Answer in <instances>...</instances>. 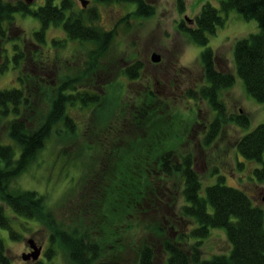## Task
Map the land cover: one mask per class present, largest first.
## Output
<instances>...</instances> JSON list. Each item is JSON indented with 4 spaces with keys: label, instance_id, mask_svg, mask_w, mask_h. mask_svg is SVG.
Masks as SVG:
<instances>
[{
    "label": "trees",
    "instance_id": "obj_1",
    "mask_svg": "<svg viewBox=\"0 0 264 264\" xmlns=\"http://www.w3.org/2000/svg\"><path fill=\"white\" fill-rule=\"evenodd\" d=\"M97 1L134 2L131 14L137 16L146 17L154 12L153 3L147 0ZM182 8L180 0L179 9ZM230 9H236L244 18L257 20L256 31L235 40L233 62L235 74L247 92L264 103V0H219L218 5L206 0L194 16L193 25L181 24V28L195 43L205 45L209 35L226 21ZM80 10L83 9L78 11L73 0L59 3L43 0L36 7L26 0H0V39L6 41L0 47V75L10 66L21 67L26 57L27 38L35 47L30 50L31 56L38 59L35 68L16 73L19 85L0 88V123L6 122L7 133L5 138H0V227L8 229L14 239L21 235L13 225L15 219L36 221L48 229V243L43 249L45 260L40 258L31 264H55L52 259L59 251L69 258L70 264H111L104 255L122 248L117 235L119 227L105 228L94 221L95 216L100 215L104 224L114 223L129 213L133 216L148 195L149 172L160 179L176 176L179 179L176 190L183 199L168 214L163 213L169 221L168 235L161 242L160 264H264V206L244 188L226 183L225 174L217 164L211 167V180L204 181L196 168L193 150L177 152L174 148H163L164 139L157 136L164 125L160 117L171 116L173 129L183 119L167 102L155 98L152 89L146 88L153 102L150 107L141 105L145 101L140 99L141 104L138 101L130 105L120 103L117 100L121 94H116L115 108H110L107 97L115 83L103 86L93 80V74L105 72L113 63L115 53L110 40L114 31L93 27L92 16L87 19ZM16 12L32 14L39 20V28L33 29L27 38L8 34ZM51 24L61 25L69 37H50L53 45L46 46V31ZM69 39L82 45L89 41L91 45L82 51L74 50L65 59L60 58L59 50ZM200 55L205 82L189 94L205 99L215 112L203 133L207 145L224 121L231 119L247 128L251 118L241 110L227 115L221 91L234 83L235 75L216 68L211 46H206ZM142 67L143 61L134 59L119 74L138 78ZM37 91L39 100L32 98ZM72 108L77 114L79 110L92 111L89 122L77 119L80 116L74 115ZM136 129L140 131L135 132ZM88 132L91 134L87 136ZM50 139L58 142V155L77 168L76 183H72L75 187L81 184L83 196L89 197L85 206L81 204L75 210L69 207L68 213L73 214L72 218L68 215L71 226L61 227L57 223L53 208L36 189L11 187V178L24 170ZM93 144L99 145L100 153H92L86 159L84 154ZM234 148L245 160L255 162L250 177L264 181V121L244 129ZM244 159L237 160L239 167L245 163ZM112 160L116 161L114 168L109 166ZM75 187L68 188L64 196L74 194L72 197L81 198L73 191ZM68 197L69 200L71 197ZM217 226L224 227L230 248L205 257L200 241L211 227ZM113 237L116 239L110 244ZM155 254V244L143 242L134 264H154ZM0 263L11 264L1 234Z\"/></svg>",
    "mask_w": 264,
    "mask_h": 264
},
{
    "label": "rangeland",
    "instance_id": "obj_2",
    "mask_svg": "<svg viewBox=\"0 0 264 264\" xmlns=\"http://www.w3.org/2000/svg\"><path fill=\"white\" fill-rule=\"evenodd\" d=\"M59 1L55 0L56 3H59ZM147 1L153 3L154 12L152 15L144 17L131 14V10L135 8L134 2L114 1L107 3L87 0L86 5L83 6L80 0H73V5L78 11L81 8L83 9L80 11L83 12L85 18L91 19L89 16H92L93 27L100 30L114 31V35L110 40L112 51L115 53H113V63L111 66L109 65L105 72L97 71L94 73L93 80L95 82L97 80L103 86L115 83L113 90L116 93L112 90V93H109V97H107V104L109 103L110 108H115L117 101L130 105L132 102L136 103L138 101L140 103V100L145 101L144 104L140 103L141 105L150 107L153 102L146 92V88L152 89L155 98L163 99L171 106L173 111L180 113L183 119L173 129L171 116L160 117L162 124L164 123L165 126L162 125L163 129L159 131L157 136L164 139L163 148H174L177 152L193 150L196 155V168L204 181L211 180L209 175L211 167L217 164L220 171L225 174L226 183L244 188L252 195L254 200L264 206V181L250 177L255 162L245 160L234 148L236 140L244 132V129L249 130L257 123L264 121V103L257 101L247 92L243 81L235 74L233 62V44L235 40L256 31L258 29L257 20L255 18H244L236 9H230L226 21L209 35L208 42L205 45H200L188 37L182 30L181 24L183 26L193 25L194 16L206 0H182V10L179 9L180 0ZM211 1L215 5L219 3V0ZM42 2L43 0H32L30 3L33 7H36ZM125 16L128 18H124ZM115 22L118 24L116 25ZM12 24L16 25L17 28L15 29L12 27L13 25H9L12 30L8 34L11 33L13 36L26 38L30 36L33 29L39 28L40 25L37 17L21 12L14 13ZM46 37L48 38L46 46H51L53 43L50 41L52 39L49 40L50 37L67 36L61 27L51 24L47 28ZM28 41V38L25 39L28 47L24 43L27 49L21 67L20 65L18 67L10 66L0 75V88L19 85V80L15 78L16 73L38 66V59L32 57L33 53L30 51L34 50L35 47L33 43ZM5 44L6 41L0 39V47ZM64 44L59 50L62 54L60 58L63 59L70 56L74 50L81 49L82 51L91 45L89 41L82 45L73 39L65 41ZM76 46L79 48H75ZM206 46L213 48L216 68L233 72L235 75L234 83L221 91L225 112L230 115L241 110L247 112L251 118L250 126L247 128L234 123L231 119L224 121L214 140L207 145L204 143L203 133L215 112L208 106L205 99L189 94L190 91L197 89L205 82L200 54ZM50 48L53 51L54 48ZM154 48L157 50L153 52L160 55L159 61L151 59L153 53L151 50ZM44 49L47 51L46 47ZM134 59L143 61L142 74L140 73L138 78H129L124 73L120 75L121 68ZM160 71L165 72L162 75V80L156 86L157 89H155L153 75L160 73ZM93 87L97 89V86L94 85ZM37 93L38 91L32 98L39 100L40 97ZM116 94H121V99L117 100ZM135 98L138 99L134 100ZM35 107L39 108V104H36ZM71 110L74 115L77 114L76 109L72 108ZM118 112L119 110L116 111V115ZM92 114V111L79 110L77 115L80 117L77 119L81 120L82 123H88ZM167 123H169V126H167ZM4 124L0 123V138L2 136L5 138L7 134ZM137 131L140 130L136 129L135 132ZM88 134L91 133L88 132L87 136ZM100 150L99 145L93 144L92 147L86 150L85 154L84 152L81 154L89 159L92 153L97 155ZM57 152L60 154L58 142L55 139L47 140L36 153L35 159L18 175L11 178V187L36 189L45 196L46 203L53 208L57 223L61 227L66 226V224L71 226V220L68 218V215L71 216V213H68L70 212L69 207L75 210L81 204L85 206L89 197L83 196L84 192L80 188L81 184L80 186L77 184L75 187L72 183L75 180L77 168L73 167L71 161L66 159V162ZM84 156L82 160H85ZM241 159H244L245 163L239 167L237 160ZM111 162L113 163L109 166L116 167V161L112 160ZM150 168L152 169V166ZM148 176L150 180V187L148 186L146 191L148 195L145 197L143 204L138 205L139 209L134 211L135 217L131 213L128 215L126 213V217L117 218L114 223L104 224L100 215L95 216L94 221L97 224L101 223L105 228L110 226L113 228L119 227L117 235L122 248L117 251L115 249L107 251L108 255H104V259L111 264H134L138 247L143 242L155 244L154 264H160L162 260L161 242L168 235L167 226L169 221L168 215H163V213L168 214L172 207L177 206V203H181L183 199L176 190V186L179 187V179L176 176L169 179H160L149 174V172ZM70 187H75L73 191L81 198H75L72 197L74 194H68L71 197L68 200V195L64 196V193ZM97 208L100 212V207ZM161 217H164V222H162ZM13 225L21 232V235L15 239L11 237L8 229L0 227V234L5 243V253L9 256L10 263L31 264L40 258L45 260L43 253L38 258L31 260L23 259L21 254L31 249L29 238L44 247L48 243V229L41 223L32 220L26 222L22 219H15ZM159 225L162 226V229L158 228ZM115 239L116 237H113L109 243H113ZM200 248L205 257H209L216 252L228 251L230 244L226 238L224 227H211L207 235L200 241ZM52 261L55 264H70L69 258L65 257L62 251H59Z\"/></svg>",
    "mask_w": 264,
    "mask_h": 264
},
{
    "label": "water",
    "instance_id": "obj_3",
    "mask_svg": "<svg viewBox=\"0 0 264 264\" xmlns=\"http://www.w3.org/2000/svg\"><path fill=\"white\" fill-rule=\"evenodd\" d=\"M28 3H30L32 0H26ZM82 5H86L87 0H80ZM160 55H158L157 53L153 52L151 59L154 61H157L159 59ZM29 241V246L31 247V250L26 251V252H22L21 257L23 259H36L39 257L40 251H41V247L42 245H37L34 240L32 238L28 239Z\"/></svg>",
    "mask_w": 264,
    "mask_h": 264
},
{
    "label": "flooded vegetation",
    "instance_id": "obj_4",
    "mask_svg": "<svg viewBox=\"0 0 264 264\" xmlns=\"http://www.w3.org/2000/svg\"><path fill=\"white\" fill-rule=\"evenodd\" d=\"M116 23V25L118 24L117 22H115ZM53 25V24H52ZM57 26H59V27H61L62 28V26L61 25H57ZM63 29V28H62ZM64 31V30H63ZM65 32V31H64ZM65 34H66V32H65ZM66 36H67V34H66ZM67 37H69V36H67ZM157 49L156 48H154V49H152L151 50V52H153V51H156ZM160 60V57H159V59L157 60V61H159ZM143 68H144V66L142 67V70H143ZM142 70H141V74H142ZM221 70V69H220ZM222 71H225V70H222ZM164 72L165 71H160V73H158V74H156V75H153V86H155V89H157L156 88V86H157V84L160 82V80H162V75H164ZM161 77V78H160ZM172 81V80H171ZM169 82H170V80H169ZM147 86H149V84H147ZM35 243H36V241H35ZM37 245H41V244H38V243H36ZM31 248V247H30ZM43 249H44V247H43V245H42V247H41V251H40V254H39V256H41V254L43 253ZM29 250H31V249H29ZM29 250H27V251H29ZM30 260H31V258H29Z\"/></svg>",
    "mask_w": 264,
    "mask_h": 264
}]
</instances>
